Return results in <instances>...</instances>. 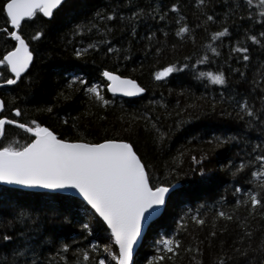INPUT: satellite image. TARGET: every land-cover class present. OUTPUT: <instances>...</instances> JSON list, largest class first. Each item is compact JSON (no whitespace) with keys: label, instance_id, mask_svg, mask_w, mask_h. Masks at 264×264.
<instances>
[{"label":"trees","instance_id":"16d2710c","mask_svg":"<svg viewBox=\"0 0 264 264\" xmlns=\"http://www.w3.org/2000/svg\"><path fill=\"white\" fill-rule=\"evenodd\" d=\"M174 3L177 10L171 8ZM138 9L144 14L133 17ZM253 10L247 0H204L202 6L198 0H67L50 18L38 12L22 22L21 34L30 45L33 61L17 84L0 90L5 115L19 107L22 116L12 114L11 118L29 124L36 120L68 140L125 139L134 145L153 181L174 178L179 183L162 214L146 230L134 264H155L156 246L165 235L176 236L183 247L202 249L199 254L182 251L169 264H213L222 251L232 257V264H245L232 251L247 243L239 241L244 233L240 221L248 222L253 230V248L264 233L260 209L253 212L250 204H236L259 183L251 172L260 170L257 157L264 155V148L256 147L264 143V123L260 122L264 120L260 99L264 96V40L256 44L246 39L250 35L260 39L264 23L258 14L255 20L247 15ZM110 11L116 13L111 21L94 18L96 12ZM205 14L213 20L208 21ZM81 24L87 26L86 31L76 30ZM186 25L191 31L177 36ZM105 26L109 31L103 30ZM223 27L228 28L225 36L211 40V34ZM5 28L13 30L6 14L0 12V58L15 46ZM37 31L41 37L32 40ZM212 46L216 53L210 51ZM234 47L248 48L249 60L243 61ZM78 50L79 57L75 55ZM205 57L204 63H196ZM169 64L177 70L156 79L155 72ZM1 69L2 79L11 77L8 69ZM104 70L136 79L144 92L137 97L111 95ZM207 71L223 72L226 84L217 85L199 75ZM74 77L85 84L76 83ZM92 85L109 103L97 101L86 91ZM245 97L259 110L252 121L237 111V103ZM29 141L30 135L23 130L6 126L3 143L19 146ZM173 169L179 174L174 176ZM237 186L241 192H236ZM4 189L15 188L0 185ZM15 190L7 192L5 202L0 203V264H27L34 259L33 251L40 264H76L84 250L90 258L81 259V264H98L99 259L108 264L111 257L104 246L110 251L117 247L110 230L84 201ZM20 208L32 215L31 220L25 217V224L14 220ZM219 211L234 218L217 217ZM194 216L205 223L197 224ZM9 221H13L11 226ZM4 235L13 239L4 241ZM64 243L70 246L67 251L61 248ZM24 245L26 254L14 256L13 248Z\"/></svg>","mask_w":264,"mask_h":264},{"label":"snow or ice","instance_id":"6c2138e0","mask_svg":"<svg viewBox=\"0 0 264 264\" xmlns=\"http://www.w3.org/2000/svg\"><path fill=\"white\" fill-rule=\"evenodd\" d=\"M66 2L67 0H0V12L6 14V22L16 29L9 31L5 28L3 30L7 37L13 39L15 46L0 58V66L10 69V73L14 74L15 78L0 79V84H17V81L21 79V74L25 73L30 62L33 61V52L30 50V45L21 35L22 21L25 18L35 17L38 12L42 13L44 17H52L54 10L59 11ZM203 2L204 0H198L201 6ZM247 5L254 9L248 11L247 15L255 20L258 14L262 18V23H264V0H247ZM235 7L239 8V4ZM171 8L177 10L178 6L174 3ZM143 14V10L138 9L137 12L132 13V16L139 18ZM115 16L116 13L111 11L104 14L96 12L94 18L99 21H111ZM121 19H123L122 14ZM206 19L211 21L213 17L206 15ZM89 23L91 24V21ZM76 30L86 31L87 26L77 25ZM103 30L105 32L109 31L106 26ZM190 31V28L186 25L180 27L176 35L180 36ZM227 32L228 28L223 27L222 31L211 34V40L224 37ZM259 36L260 39L256 35L246 36V39L260 44L264 40V32H261ZM39 37H41V32L37 31L31 39L35 40ZM88 47L92 48L93 45L90 44ZM232 50L241 54L240 58L243 61L247 62L249 60L248 48L234 47ZM108 51L111 52L112 49L110 48ZM210 51L216 53L217 48L212 46ZM75 55L79 57L81 52L78 50ZM204 59H207V57L197 59L196 63L202 64ZM184 67H187V65ZM176 70V65L169 64L155 72L154 75L156 79H161ZM199 75L201 77L206 76L210 82L217 85H224L227 82L225 74L220 71L200 72ZM102 76L107 79L106 89L112 93L134 95L144 92V88L136 80L118 75L114 71L104 70ZM73 79L76 83L85 84V81L80 77H74ZM261 87L264 88V86ZM86 91L93 94L97 101L104 104L109 103L100 94L96 85L87 87ZM260 99L262 108H264V96H261ZM236 107L241 118L246 115L249 121H252L258 116L259 110L248 102L247 97L241 99ZM5 108V101L0 99V183L54 190L52 194L56 195L76 192L102 218L107 229L111 232V239L117 246V251H110L107 245L104 246V251L111 257L108 264H134L133 256L142 235L144 224L151 220L159 212L160 206L166 205L167 201L177 191L174 187L175 179L153 181L151 174L147 171V165L142 163L141 157L134 150V145L125 139H103L98 143L82 140L69 141L68 139L59 138L55 132L36 120H32L29 124L22 123L19 119H10L7 115H4ZM48 111H51V108ZM11 112L15 114V117L22 116L19 107H12ZM260 122L264 123V120ZM6 125L16 126L29 134L30 142H25L19 146H15L12 142L3 143V140L6 139ZM256 147L264 148V143L258 144ZM257 160L260 161V170L251 172V176L257 177L259 183L254 189L249 188L245 194L246 198L243 201L237 200L236 204L237 206L250 204L253 212H256L259 208L258 214L264 216V155L258 156ZM250 162L255 163V161ZM239 167L243 169L245 162L241 161ZM200 171L203 172L204 169L201 168ZM173 173L174 176L179 174L175 169H173ZM55 190H58V192ZM12 191L16 190H0V203L5 202V194ZM241 191L242 189L237 186L236 192ZM67 198L71 199V196L69 195ZM7 202L12 203L10 200ZM232 212L235 213L236 209H233ZM25 217H28L29 220L32 219V215L28 211L20 208L16 212L14 220L20 224H25L27 223ZM217 217H224L227 220L234 218L233 214L225 211H219ZM236 218L239 219L238 216ZM193 220L197 224L202 225L205 223L204 219L198 216H194ZM8 224L11 226L13 221H9ZM84 227H87V225ZM240 227L244 229V233L239 236V241H246L247 243L244 247H234L232 251L239 257L244 258L245 264H256L257 254L259 255V264H264V233L261 234L259 242L253 248V230L249 227V223L241 220ZM210 235L215 236V232H211ZM2 239L10 241L13 237L4 235ZM69 247L67 243L61 245V248L65 251ZM97 247L99 246L92 245L93 249ZM193 250L197 254L202 251L199 247L193 249L191 245L183 247L179 238L174 235H165L159 240L156 246L157 255L152 259L155 264H169V261L173 257L181 255L182 251L190 253ZM26 252L27 245L13 248L14 256L25 255ZM249 253L253 255L250 256ZM31 255L34 259L27 262V264H40L37 252L33 251ZM56 255H59V253H56ZM89 258V251L84 250L80 252V258L77 259L76 264H81V259L87 261ZM49 264H51V261H49ZM98 264H106L105 259H99ZM213 264H232V257L229 256L227 251H222L214 258Z\"/></svg>","mask_w":264,"mask_h":264},{"label":"water","instance_id":"95a60500","mask_svg":"<svg viewBox=\"0 0 264 264\" xmlns=\"http://www.w3.org/2000/svg\"><path fill=\"white\" fill-rule=\"evenodd\" d=\"M55 11V10H54ZM42 14V13H41ZM43 15V14H42ZM45 18H50V17H45ZM25 19H28V18H25ZM24 19V20H25ZM23 22V21H22ZM10 27L11 28H13V26H11L10 25ZM13 30H16V29H14L13 28ZM22 35V34H21ZM26 40V39H25ZM27 42V41H26ZM30 50H31V48H30ZM31 64H32V62H30V65H29V68H30V66H31ZM28 68V69H29ZM28 69H26L25 70V73L28 71ZM9 72H10V69H9ZM25 73H22L21 74V77L25 74ZM118 74V73H117ZM12 75V77L10 78V79H14L15 78V76H14V74H11ZM118 75H120V74H118ZM121 76H123V75H121ZM125 77H128V78H130V79H133V80H136V79H134V78H131V77H129V76H125ZM105 78V77H104ZM105 80L107 81V79L105 78ZM137 81V80H136ZM137 83L139 84V82L137 81ZM140 85V84H139ZM0 86H2V84H0ZM5 86H10V85H5ZM141 86V85H140ZM108 91V90H107ZM111 95H115V96H119V97H137V96H139L141 93H136V94H134V95H127V94H125V93H112V92H110V91H108ZM0 99H3L1 96H0ZM46 127V126H45ZM50 129V128H49ZM51 130V129H50ZM59 137V136H58ZM60 138V137H59ZM69 141H76V140H69ZM84 142H86V141H84ZM101 142V141H100ZM95 143H98V142H95ZM143 163V162H142ZM0 185L1 186H6V187H10V188H15V189H19V190H23V191H31V192H46V193H53L54 192V190H49V189H44V188H38V187H36V188H28V187H25V186H21V185H7V184H3V183H0ZM179 186V183L177 182V183H175V185H174V187H175V189L177 188ZM55 191H57L58 192V190H55ZM171 191V190H170ZM59 194H62V195H70V196H73V197H75V198H78V199H81L82 201H84L83 200V197L82 196H80V195H78L76 192H72V193H59ZM86 204H87V202L86 201H84ZM88 205V204H87ZM90 208H91V206L90 205H88ZM164 208H165V205H161L160 206V210H159V212L155 215V216H153L152 217V219L151 220H149V221H147V222H145V224H144V227H143V229H142V235H141V237L139 238V243L136 245V251H137V249H138V247L140 246V244H141V242H142V240H143V237H144V235H145V232H146V230L148 229V227H149V225L152 223V222H154L161 214H162V212H163V210H164ZM92 209V208H91ZM93 211H94V209H92ZM95 212V211H94ZM97 216H98V214H96ZM99 217V216H98ZM100 218V217H99ZM101 219V221H102V218H100ZM103 222V221H102ZM104 223V222H103ZM106 225V224H105ZM117 247V246H116ZM136 253V252H135ZM135 253H134V255H135ZM133 258H134V256H133Z\"/></svg>","mask_w":264,"mask_h":264},{"label":"flooded vegetation","instance_id":"af4514ba","mask_svg":"<svg viewBox=\"0 0 264 264\" xmlns=\"http://www.w3.org/2000/svg\"><path fill=\"white\" fill-rule=\"evenodd\" d=\"M10 50H11V49H10ZM10 50H9V51H10ZM1 68H4V66H0V79H2V78H1V75H2V69H1ZM8 71H9V69H8ZM9 73H10V72H9ZM10 75H11V73H10ZM11 77H12V75H11ZM11 77H9V78H7V79H10ZM18 81H19V80H18ZM18 81H17V82H18ZM10 86H12V85H10ZM3 87H8V86L2 85V86H0V90H1ZM3 100H4V99H3ZM4 112H5V111H4ZM12 114L15 116V114L12 113V112H10V111H9L8 114H6V115H7L10 119H13V118H11V115H12ZM4 115H5V113H4ZM15 119H16V118H15ZM6 126H7V125H6ZM6 126H5V127H6ZM11 126H12V125H11ZM29 142H30V141H29Z\"/></svg>","mask_w":264,"mask_h":264},{"label":"bare ground","instance_id":"6f19581e","mask_svg":"<svg viewBox=\"0 0 264 264\" xmlns=\"http://www.w3.org/2000/svg\"><path fill=\"white\" fill-rule=\"evenodd\" d=\"M13 29V28H12Z\"/></svg>","mask_w":264,"mask_h":264}]
</instances>
